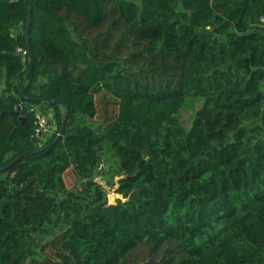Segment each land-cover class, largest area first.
I'll return each instance as SVG.
<instances>
[{
  "label": "trees",
  "instance_id": "16d2710c",
  "mask_svg": "<svg viewBox=\"0 0 264 264\" xmlns=\"http://www.w3.org/2000/svg\"><path fill=\"white\" fill-rule=\"evenodd\" d=\"M32 13L29 72V0H0V264H264V0H33ZM102 92L119 109L98 133L76 121ZM38 112L52 135L36 136Z\"/></svg>",
  "mask_w": 264,
  "mask_h": 264
},
{
  "label": "rangeland",
  "instance_id": "374dc122",
  "mask_svg": "<svg viewBox=\"0 0 264 264\" xmlns=\"http://www.w3.org/2000/svg\"><path fill=\"white\" fill-rule=\"evenodd\" d=\"M2 86L0 84V91ZM203 101L199 98H194L188 100L185 106L181 109L179 113V119L184 124L185 127L189 128L192 122L193 113L198 110ZM96 107L97 114L93 121L87 120L86 118H80L76 121L78 124H88L90 125L96 132L101 133L105 127L114 121L118 115V100L114 96L109 93L102 92L96 95ZM51 134L55 131V126L50 127ZM103 175V174H102ZM65 183L69 189H76L79 187V181L74 174L72 168L67 170L64 174ZM102 179V176H101ZM109 194H114L116 192L115 189L107 188Z\"/></svg>",
  "mask_w": 264,
  "mask_h": 264
},
{
  "label": "water",
  "instance_id": "95a60500",
  "mask_svg": "<svg viewBox=\"0 0 264 264\" xmlns=\"http://www.w3.org/2000/svg\"><path fill=\"white\" fill-rule=\"evenodd\" d=\"M32 6H33V0H29V14H28L27 25L25 28V40L27 42V46H28V50H29V53H28V56H29L28 71L29 72L32 71L33 66H34V62H35L33 54L31 53V46H30V31H31V25H32V18H33ZM20 98H22L26 101H30V102L39 101V102H49V103H53V104H59L60 103V101L53 100L49 97H45V98H41V99L31 98V97L26 95L24 87H23L22 91L20 92ZM13 105H14V110L10 114L13 116H19L21 118V120L24 121V119L22 117V107L20 105V102L18 100H15L13 102ZM3 115H4V113L1 114V116H3ZM65 129H66V121L63 122L61 131H60L59 135L57 136V138L54 142H57L59 140V138L61 137V134L65 131ZM22 158H23V156H20L18 159H16L10 165L3 167L1 170L6 171L8 168L12 167L16 162H18ZM104 169H105V167H104V162H103V156L101 155V167L96 172V175H97L96 181L102 185H104V183L101 180V175H102V172L104 171ZM104 187L107 188L105 185H104ZM109 198H110L111 203H113L115 199H122V196L115 192L114 194H109Z\"/></svg>",
  "mask_w": 264,
  "mask_h": 264
},
{
  "label": "built area",
  "instance_id": "2783aa9c",
  "mask_svg": "<svg viewBox=\"0 0 264 264\" xmlns=\"http://www.w3.org/2000/svg\"><path fill=\"white\" fill-rule=\"evenodd\" d=\"M37 122H36V136L38 138L43 137L46 134H51L50 130V120L52 119L51 113L49 114H43L41 112H38L36 114Z\"/></svg>",
  "mask_w": 264,
  "mask_h": 264
}]
</instances>
